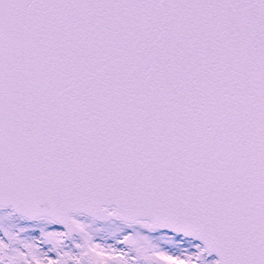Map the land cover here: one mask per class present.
<instances>
[{"label": "snow or ice", "instance_id": "1", "mask_svg": "<svg viewBox=\"0 0 264 264\" xmlns=\"http://www.w3.org/2000/svg\"><path fill=\"white\" fill-rule=\"evenodd\" d=\"M0 264H264V0H0Z\"/></svg>", "mask_w": 264, "mask_h": 264}]
</instances>
